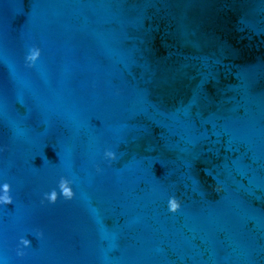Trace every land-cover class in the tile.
Wrapping results in <instances>:
<instances>
[{
  "label": "clouds",
  "instance_id": "obj_1",
  "mask_svg": "<svg viewBox=\"0 0 264 264\" xmlns=\"http://www.w3.org/2000/svg\"><path fill=\"white\" fill-rule=\"evenodd\" d=\"M41 56V51L39 48L33 47L30 49L29 54L26 56V62L29 66L35 65V63L39 60ZM105 157L114 160L116 155L112 151H106ZM59 194L58 192L53 189L50 193H45L44 198L49 201L50 203H55L58 199L59 195H62L64 199L71 200L73 199L75 193L73 188L71 187V181L65 177H61L58 183ZM11 186L8 183H4L2 186L3 195H0V203L4 205H10L13 203L12 197L10 196ZM168 208L169 211L172 213H176L180 210L181 204L177 198L171 197L168 201ZM38 235L42 236L43 233H39ZM21 244L24 247L31 246V241L29 239H21ZM22 251L18 252V255H23Z\"/></svg>",
  "mask_w": 264,
  "mask_h": 264
}]
</instances>
